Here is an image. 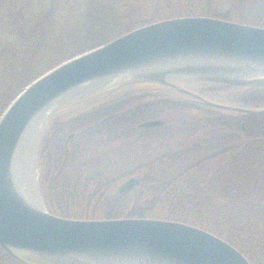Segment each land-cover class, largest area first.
Here are the masks:
<instances>
[{
	"label": "trees",
	"instance_id": "obj_1",
	"mask_svg": "<svg viewBox=\"0 0 264 264\" xmlns=\"http://www.w3.org/2000/svg\"><path fill=\"white\" fill-rule=\"evenodd\" d=\"M241 2L244 1L233 0L232 6L223 11L216 0H0V119L17 96L48 71L147 24L208 16L263 27L264 3L258 10L263 15L256 17L258 21L254 23L249 17L254 11L249 10L248 4L245 6L250 11L248 16L240 18ZM247 97L253 105L246 107H258L264 102V96L256 92ZM125 104L123 101L101 106L81 122L79 118L73 121L85 125L66 126L72 130L90 126L84 130L89 139L94 133L109 134L111 140L120 139L123 125L145 112L116 114ZM257 117L240 115L236 124L239 121L242 127ZM64 125L57 122L54 132L43 139L41 188L52 210L45 180L53 177L49 190L57 201L65 203L61 215L74 217L70 207L78 195L72 190V185H77L73 181L83 177L84 171L95 169L101 160L96 158L77 167L72 163L75 160L72 152L63 156L59 144ZM56 148L60 155L55 162ZM191 149L176 155L190 154L202 147ZM68 157L72 161H67ZM173 159L174 154L170 153L147 164V170L138 173L140 185L125 193L112 191L116 179H106L102 174L84 177L87 185L90 182L89 196H97L96 207L102 201V215L107 219L122 214L120 209L125 204L127 218L151 217L199 227L236 247L251 264H264V137L255 136L240 147L220 149L185 169L173 181L159 183L151 175V166ZM0 264L18 263L0 249Z\"/></svg>",
	"mask_w": 264,
	"mask_h": 264
},
{
	"label": "water",
	"instance_id": "obj_2",
	"mask_svg": "<svg viewBox=\"0 0 264 264\" xmlns=\"http://www.w3.org/2000/svg\"><path fill=\"white\" fill-rule=\"evenodd\" d=\"M169 60L170 69L158 65ZM159 70L197 82L264 88V27L208 16L170 18L63 62L28 85L0 119V249L9 258L18 264H37L33 259L52 264H251L236 247L199 227L148 218L59 217L41 199L36 206L16 185L14 162L38 117L113 77L167 84L153 77ZM180 90L214 108L264 113L208 102ZM163 124L148 121L141 127ZM139 185L132 177L119 192Z\"/></svg>",
	"mask_w": 264,
	"mask_h": 264
},
{
	"label": "rangeland",
	"instance_id": "obj_3",
	"mask_svg": "<svg viewBox=\"0 0 264 264\" xmlns=\"http://www.w3.org/2000/svg\"><path fill=\"white\" fill-rule=\"evenodd\" d=\"M216 1L219 4V8L223 11L233 4V0ZM243 1L241 2L243 13L240 14V18L246 15L248 16L250 11L245 7L248 4L251 6L249 10L254 11L249 17L256 23V17L263 15L262 13L259 14L258 10L262 9L264 0ZM153 74L152 76L155 79L163 80L167 84L137 78L120 79L110 85L104 86L102 89L97 88L93 92L85 93L80 99L62 103L59 107L46 113L44 120L45 113L33 122L24 137L21 151H23L25 145V157L28 161L26 165L28 166L32 162L35 169V192L52 214L77 220L107 219L102 215V201L96 207L94 202H96L97 196H89L88 189L90 188V182L87 185L84 177L102 174L106 179H116L118 181L113 185L114 188H112V191H116V189L119 191L120 186L128 179L132 177L139 179V171L145 172L147 170V167H145L147 164L159 157L173 153V160L164 164L157 163L151 166V175L159 183H167L173 181V179L181 175L191 165L202 160L204 157L216 153L220 149L225 147H240L252 137H264V116L257 117L256 121H253L255 119L251 118L248 124L243 123L241 127L239 121V125L236 124L240 116L238 112H228L206 107L200 103H195L185 93L176 90L180 88L201 91V93L207 92L204 95H207L210 100L220 104L250 108L246 107L251 102V98L249 99L247 94L256 92L257 95L264 96V88H239L230 85L223 87L224 85L222 86L221 84L201 83L181 78L179 75H167L160 72V70L155 71ZM208 89H213L211 91L212 93H208L210 92L207 91ZM130 100L132 101L130 102ZM123 101L126 104L123 108L120 107L121 109L116 114L125 115L134 111L138 112L139 110H144L145 112L140 116L132 118L128 122V125H123L120 139L111 140L109 134L106 133H94L89 139L86 138L84 130L90 129V126L75 128V130L66 126L75 124L85 125L80 122L87 114L94 113L101 106L113 105ZM253 108L264 109V102L259 107L255 105ZM75 119L80 120V122H73ZM157 120L163 121L164 125L151 128H140L137 126L144 122ZM57 122L65 124L64 126H66H63L65 129H63L62 136L60 135L59 144V149L61 151L63 150V156L73 153L71 157L73 158L75 156V162L73 161L72 163L77 167L83 163H89L96 158L101 160L95 169L84 171L82 173L83 177L73 181L74 184H77L75 187L72 185L73 182L71 184L72 190L78 195V197L73 199L74 202H72L70 207V214L74 215V217L61 215V209H64L65 203L57 201L56 195L52 194L49 190L53 177L45 180V191L49 195L52 210L48 208L41 188L44 171L40 158L42 143L47 134L51 133L52 130L54 132V125ZM38 125L40 129L37 128ZM125 132L129 134H125ZM124 135L128 137H124ZM195 146H201L202 150L195 149L190 154L176 155L180 151L190 148L193 149ZM59 155L56 148L53 154L55 162L58 160ZM72 158L68 157L69 160L67 158L64 160L70 162ZM54 165L56 164L54 163ZM124 205L120 209L123 213L118 214L113 219L127 218L124 215ZM78 216L81 218H75ZM33 260L36 263L38 262L37 264H52Z\"/></svg>",
	"mask_w": 264,
	"mask_h": 264
},
{
	"label": "bare ground",
	"instance_id": "obj_4",
	"mask_svg": "<svg viewBox=\"0 0 264 264\" xmlns=\"http://www.w3.org/2000/svg\"><path fill=\"white\" fill-rule=\"evenodd\" d=\"M172 61L169 60L167 62L158 64L161 65L163 67L160 68H169L173 66V64H171ZM129 77V76H128ZM124 76H120V77H116V78H111V79H107L104 80L102 85H99L97 88H103L106 85H110L112 83H114L117 80L120 79H124ZM127 78V76H126ZM46 118V113L44 114L43 120ZM38 129H40V126H37ZM22 147L20 148V152H19V156H16V160L14 162V176H15V182L16 185L18 186V188L22 191V193L28 197L30 199V201H32V203H34L36 206H40L41 202L40 199L37 195V193L35 192V187H36V179H35V175H34V165L31 162L30 165H26L27 158L25 157V151H26V146L24 145L23 151Z\"/></svg>",
	"mask_w": 264,
	"mask_h": 264
},
{
	"label": "flooded vegetation",
	"instance_id": "obj_5",
	"mask_svg": "<svg viewBox=\"0 0 264 264\" xmlns=\"http://www.w3.org/2000/svg\"><path fill=\"white\" fill-rule=\"evenodd\" d=\"M196 82V81H195ZM192 83V82H191ZM202 83V82H201ZM177 91H180V92H182L181 90H180V88H179V90H178V88L176 89ZM188 90V89H187ZM188 91H190V92H192V93H194V94H196V95H198V96H200V97H202L204 100H206V101H208V102H212V103H216V104H220V103H218V102H215V101H212V100H210L209 98H208V96L207 95H204V93H207V92H203V93H201V91H193V90H188ZM207 91H210V92H208V93H212L211 91H213V89L212 90H210V89H208ZM185 95H187V94H185ZM189 98H191V100H193L195 103H200V104H202V105H205L206 107H209V108H213V109H218V108H214V107H211V106H207L202 100H200V99H197V98H194V97H192V96H190V95H187ZM220 105H225V104H220ZM225 106H230V105H225ZM231 107H234V106H231ZM259 107V106H258ZM220 110H223V109H220ZM262 110H264V109H262ZM226 111V110H225ZM233 112V111H232ZM236 113V112H235ZM240 115H244V114H242V113H239ZM253 115H256V116H258V117H261V116H264V113H261V114H253ZM141 126V125H140ZM139 126V127H140ZM141 128V127H140Z\"/></svg>",
	"mask_w": 264,
	"mask_h": 264
}]
</instances>
